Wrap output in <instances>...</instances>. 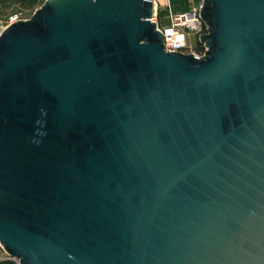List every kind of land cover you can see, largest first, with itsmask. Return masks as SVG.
I'll list each match as a JSON object with an SVG mask.
<instances>
[{"label": "water", "instance_id": "1", "mask_svg": "<svg viewBox=\"0 0 264 264\" xmlns=\"http://www.w3.org/2000/svg\"><path fill=\"white\" fill-rule=\"evenodd\" d=\"M149 0H47L0 37V244L19 264H264V0H204L201 60Z\"/></svg>", "mask_w": 264, "mask_h": 264}, {"label": "built area", "instance_id": "2", "mask_svg": "<svg viewBox=\"0 0 264 264\" xmlns=\"http://www.w3.org/2000/svg\"><path fill=\"white\" fill-rule=\"evenodd\" d=\"M154 4L153 22L157 24V29L163 35V47L167 53H180L183 55H192L194 58L201 60L206 55V46L200 43V38L208 33V28L201 19V11L204 0H192L190 9L175 10L171 0H167L164 6L166 20L168 24L162 25L160 16L162 6L158 5L156 0H149ZM160 11V13H159ZM22 12L15 13L7 21H0V37L4 30L10 25L19 21H24ZM195 36L198 39L197 46L190 44V37ZM3 254L7 257V252L0 244V261Z\"/></svg>", "mask_w": 264, "mask_h": 264}, {"label": "rangeland", "instance_id": "3", "mask_svg": "<svg viewBox=\"0 0 264 264\" xmlns=\"http://www.w3.org/2000/svg\"><path fill=\"white\" fill-rule=\"evenodd\" d=\"M0 0V17L2 21H7L11 16H13L15 13L22 12L24 19H29L34 12L37 9H40L47 0ZM174 2H181L186 3L187 7L190 9L192 0H172ZM157 3L161 4V19H162V25L166 26L168 24V21L166 20V12L164 6L167 4V0H157ZM160 13V11H159ZM190 44L193 46H197L198 39L195 36L190 37ZM3 258H8L5 260H11L16 264H19V260L16 258H12L9 255L7 257L3 254Z\"/></svg>", "mask_w": 264, "mask_h": 264}, {"label": "trees", "instance_id": "4", "mask_svg": "<svg viewBox=\"0 0 264 264\" xmlns=\"http://www.w3.org/2000/svg\"><path fill=\"white\" fill-rule=\"evenodd\" d=\"M26 2H28L27 0H25ZM171 4L173 6V8L175 10H185L187 9V4L186 3H181L180 1L179 2H174L171 0ZM160 16H162V13H160ZM0 264H16L14 263L13 261L11 260H3V261H0Z\"/></svg>", "mask_w": 264, "mask_h": 264}, {"label": "crops", "instance_id": "5", "mask_svg": "<svg viewBox=\"0 0 264 264\" xmlns=\"http://www.w3.org/2000/svg\"><path fill=\"white\" fill-rule=\"evenodd\" d=\"M157 1V0H156ZM158 5H161V4H159V3H157ZM0 21H1V17H0Z\"/></svg>", "mask_w": 264, "mask_h": 264}]
</instances>
